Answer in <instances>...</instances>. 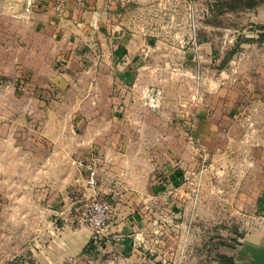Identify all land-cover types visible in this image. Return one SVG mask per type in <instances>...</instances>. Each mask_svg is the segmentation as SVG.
Masks as SVG:
<instances>
[{"label": "rangeland", "instance_id": "obj_1", "mask_svg": "<svg viewBox=\"0 0 264 264\" xmlns=\"http://www.w3.org/2000/svg\"><path fill=\"white\" fill-rule=\"evenodd\" d=\"M26 1L0 0V264H43L36 255L37 243L48 246L46 235L54 226L78 225L74 219L84 190L72 163L46 157L48 149L40 138L37 90L43 81L44 54L42 38L25 11ZM262 3L209 0L199 18L190 16L191 34L215 43L211 59L201 67L203 79H198L204 92L201 114L214 123H199L201 114L191 107L183 112L182 123H173L170 131L159 129V135L173 143L158 144L154 154L160 158L182 150L178 155L183 161L168 162L183 173L182 182L197 169L201 148L209 153V165L198 198L193 185L171 180L174 172L157 175L161 188L156 194L162 197L144 208L146 232L158 248L155 264H238L235 253L244 236L264 229V80H250L247 72L255 55L250 56L254 48L246 45L256 41V50L263 45L264 32L258 31L262 27L250 10ZM237 68L242 71L235 72ZM196 84L189 81L191 92H196ZM219 85L221 96L214 105ZM248 89L255 95H246ZM153 92L148 99L147 91L146 103L152 96L150 103H156ZM92 154L101 158V168V154ZM99 180L102 188L100 170ZM101 195L113 201L104 188ZM116 211L113 206L114 215ZM71 242L78 245L76 239Z\"/></svg>", "mask_w": 264, "mask_h": 264}, {"label": "crops", "instance_id": "obj_2", "mask_svg": "<svg viewBox=\"0 0 264 264\" xmlns=\"http://www.w3.org/2000/svg\"><path fill=\"white\" fill-rule=\"evenodd\" d=\"M208 1L132 0L124 9L116 0H83L82 5L78 0L26 1L25 11L42 38L45 68L37 90L42 114L38 129L48 149L46 157L71 163L93 152L101 154L100 190L111 195L117 209L101 247L92 253L62 243L69 236L87 239V226L68 223L49 229L46 244L62 252L60 262L48 264H65L82 256L87 260L80 264H155L158 248L146 232L144 208L155 206L162 197L156 194L161 188L156 185L158 174L175 173L171 180L180 182L174 163L183 161L178 155L182 150L160 158L154 154L158 144L173 143L158 131L182 123L183 112L191 107L199 115L205 111L198 79L200 75L203 79L201 67L211 59L215 43L191 34L190 16L199 18ZM250 10L262 27L258 31L264 32V4ZM262 44L259 50L256 41L246 44L254 48L250 56L255 55L245 71L250 80H264ZM189 81L197 82L196 92L189 90ZM220 86L213 93L214 105L221 96ZM151 90L156 103H146ZM245 94L255 92L248 89ZM203 116L199 123H214ZM71 169L78 177L72 164ZM261 206L264 209V198ZM65 229L69 231L63 233ZM235 259L238 264H264V229L244 236Z\"/></svg>", "mask_w": 264, "mask_h": 264}, {"label": "built area", "instance_id": "obj_3", "mask_svg": "<svg viewBox=\"0 0 264 264\" xmlns=\"http://www.w3.org/2000/svg\"><path fill=\"white\" fill-rule=\"evenodd\" d=\"M131 1L132 0H116L117 4L122 9L126 8ZM78 3L82 5L83 0H78ZM150 97L151 91H148L147 98L149 99ZM153 100L154 98L152 96V99L149 100L148 103ZM188 132L189 130L187 131V134ZM196 145L198 144L196 143ZM199 158L200 161L197 169L191 172L190 177H188V175L186 177L185 175V180L183 182L181 181L183 186H186L187 184L194 186L193 195L197 198L201 191L203 175L208 169L209 153L201 148ZM101 162V158L94 154H91L85 159H72L71 161L72 165L80 174V184H82L84 189L83 197L81 199V210L78 216H76L75 222L78 225H85L91 230L92 238L90 245H93L94 247H98L101 243L102 238L109 229L110 221L113 216L112 202L101 195L99 180ZM188 178L190 179L189 182H187Z\"/></svg>", "mask_w": 264, "mask_h": 264}, {"label": "water", "instance_id": "obj_4", "mask_svg": "<svg viewBox=\"0 0 264 264\" xmlns=\"http://www.w3.org/2000/svg\"><path fill=\"white\" fill-rule=\"evenodd\" d=\"M67 229L63 230V233H67ZM84 237L83 235H80V236H69L68 239H66V241H62L63 244L66 245V243H69L70 244V247H72L74 250H77L78 248L82 247L84 249H87L91 243V238H92V232L91 230L89 231V234L87 236V239H86V242L84 240ZM75 239L78 241V245L77 246H74V244L71 242V241H75ZM39 249V255L37 254V250H36V255H37V258H38V262H40V258H42V262L43 264H48V263H51V262H60L61 258L59 257V255L61 254V249L60 248H52L50 245H45V246H38L37 247ZM56 251V253H55ZM55 257V258H52V257ZM49 258H52V260L50 261Z\"/></svg>", "mask_w": 264, "mask_h": 264}, {"label": "trees", "instance_id": "obj_5", "mask_svg": "<svg viewBox=\"0 0 264 264\" xmlns=\"http://www.w3.org/2000/svg\"><path fill=\"white\" fill-rule=\"evenodd\" d=\"M262 4H264V3H262ZM262 4H260V5H262ZM182 178H183V173L180 172V176H179L180 182H181ZM94 249H95L94 246L90 245V247L87 248L86 251L92 253V252H94ZM233 260H234V258H233ZM234 262H235V260H234Z\"/></svg>", "mask_w": 264, "mask_h": 264}]
</instances>
